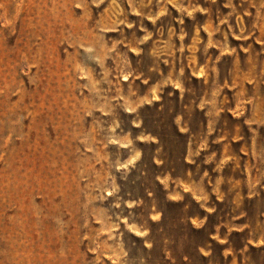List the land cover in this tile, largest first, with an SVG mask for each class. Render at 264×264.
<instances>
[{
  "label": "rangeland",
  "instance_id": "1",
  "mask_svg": "<svg viewBox=\"0 0 264 264\" xmlns=\"http://www.w3.org/2000/svg\"><path fill=\"white\" fill-rule=\"evenodd\" d=\"M0 264H264V0H0Z\"/></svg>",
  "mask_w": 264,
  "mask_h": 264
}]
</instances>
